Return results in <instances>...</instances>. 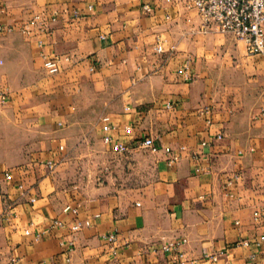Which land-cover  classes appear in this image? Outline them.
I'll return each mask as SVG.
<instances>
[{
	"label": "crops",
	"instance_id": "1",
	"mask_svg": "<svg viewBox=\"0 0 264 264\" xmlns=\"http://www.w3.org/2000/svg\"><path fill=\"white\" fill-rule=\"evenodd\" d=\"M0 26V264H179L159 247L183 239L185 264H264V59L185 0H0Z\"/></svg>",
	"mask_w": 264,
	"mask_h": 264
},
{
	"label": "built area",
	"instance_id": "2",
	"mask_svg": "<svg viewBox=\"0 0 264 264\" xmlns=\"http://www.w3.org/2000/svg\"><path fill=\"white\" fill-rule=\"evenodd\" d=\"M169 1V0H168ZM185 6L189 9L196 11L200 22L202 31L210 30L211 28L216 29L220 34H230L236 37L238 40L242 41L244 44V50L248 56H258L264 59V0H185ZM90 9V7H89ZM77 14H75L76 16ZM39 18L35 16L32 22H38ZM0 31L11 33L12 28H2L0 26ZM21 34L28 36L30 33L26 29L20 30ZM103 39V38H101ZM37 47H42V42H36ZM173 50V48H171ZM154 51L157 54H163L162 43L156 42ZM68 59H64L67 61ZM60 62L59 58H53L51 60V66H54ZM54 69L50 68L49 73H53ZM177 75L182 82H190L192 76L190 74V61L187 59L182 66L177 71ZM7 102V94L4 90H0V105L4 106ZM205 114H209V110L205 109ZM207 123L210 122L207 120ZM113 130L111 126L105 125L102 127V141L111 145L112 152L123 155L126 154L129 150L128 146L114 143L110 132ZM129 132L130 129L128 128ZM220 139L221 136L216 137ZM140 148L155 152L156 149L153 146L151 139L147 138L142 140L139 145ZM167 154H170L169 150H165ZM173 159L172 161H174ZM47 167H51V163L48 162L45 164ZM7 178L8 175H5ZM64 214H67L72 217V221L69 223L68 229L71 235L77 234L84 229H88L92 226V220L90 218L79 220L78 210L76 207L65 206L62 210ZM99 216H93L92 219H97ZM252 218L254 221L264 222V208L259 209L253 212ZM53 227H61L60 222H54ZM103 241L110 246L116 242L115 233H108L102 237ZM264 242V237L261 236L255 245L258 247L261 243ZM186 243V240L171 241L164 244H161L159 251L164 254H171L178 258L179 264H185L184 253L182 251L183 245ZM68 252L73 248V242L69 241ZM248 246V242L242 241L237 242L232 249L239 247ZM220 255V254H219ZM219 255L210 256L212 261H216ZM254 258V255L251 256ZM69 261V259L67 260ZM43 264V263H41Z\"/></svg>",
	"mask_w": 264,
	"mask_h": 264
},
{
	"label": "rangeland",
	"instance_id": "3",
	"mask_svg": "<svg viewBox=\"0 0 264 264\" xmlns=\"http://www.w3.org/2000/svg\"><path fill=\"white\" fill-rule=\"evenodd\" d=\"M16 61V57L12 56L11 54L7 53V51L3 50L1 45H0V70L4 69V68H11V64H14ZM23 74H20V76ZM26 75V79L27 81L29 80V75ZM19 74H17V72L15 71H11L10 72H2L0 71V80H2L3 78H9V79H15L14 81H17ZM1 105H0V110H1ZM98 175H101V173L99 171H101V169H97L95 170ZM81 172V171H80Z\"/></svg>",
	"mask_w": 264,
	"mask_h": 264
}]
</instances>
